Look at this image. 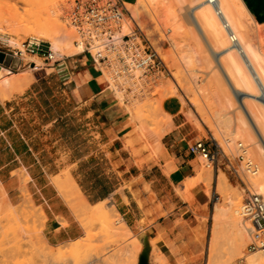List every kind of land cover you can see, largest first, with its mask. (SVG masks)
<instances>
[{"label": "crops", "instance_id": "1", "mask_svg": "<svg viewBox=\"0 0 264 264\" xmlns=\"http://www.w3.org/2000/svg\"><path fill=\"white\" fill-rule=\"evenodd\" d=\"M37 68L15 72L20 76L12 87L0 86V182L6 196L17 200L21 188L30 194L43 211L42 234L51 247L83 234L58 186L68 178L85 204L109 200L146 249L161 235L165 250L171 242L191 250L188 237L198 225L193 213L205 208L197 199L185 204L178 193L196 166L186 149L194 135L180 119V104L162 102L170 116L166 131L157 146L151 138L144 148L135 121L91 59ZM182 208L188 215L178 225L173 215ZM178 233L188 239L180 246Z\"/></svg>", "mask_w": 264, "mask_h": 264}, {"label": "bare ground", "instance_id": "2", "mask_svg": "<svg viewBox=\"0 0 264 264\" xmlns=\"http://www.w3.org/2000/svg\"><path fill=\"white\" fill-rule=\"evenodd\" d=\"M62 1L50 0L46 18L36 24V32L44 41L38 39L32 41V48L43 54L48 52L51 58H54L80 53L84 50L88 37L93 39L95 45L102 44L105 37L98 31L86 29L82 32L69 17H65ZM139 4L149 10L151 17L160 27H165V33H168L166 40L175 55L176 64L189 75L195 84L196 92L206 102L210 94L209 89L200 86L199 83L212 79L215 87L213 92L218 98L212 106L209 103L206 105L204 122L208 123L212 139L222 147V150L232 155L238 153L247 163H254L255 171L245 175V183L253 193L264 199V0H136L135 7ZM180 18L189 27L185 29L182 42L178 41L184 29ZM130 23L128 19H124L123 28L130 29ZM4 28L0 26V30ZM115 29L104 53L105 60L101 62L93 57L92 60L103 74L107 86L130 110L139 102L133 96L139 94L145 84H149L144 66L149 57L138 48L128 50L122 38L123 31L120 32V28ZM128 34L135 36L132 29L128 30ZM16 38L11 35L8 42L20 48L24 56L18 36ZM133 39L135 41V38ZM137 55L140 57L139 60L136 58ZM33 62L34 68L38 67L40 61L34 59ZM3 71L5 68L0 70L1 73ZM217 71L223 80L218 77ZM11 77L12 75L3 76L2 85H10ZM224 86L233 95L237 103L236 108L240 112L234 111V101L223 90ZM166 125L151 134L154 141H158L166 131ZM138 129L142 134L145 133L144 127L138 126ZM203 162V167L197 170L195 176L188 177L189 179L184 181L183 190L178 191L187 201L189 187L202 181L210 184L212 167L204 159ZM170 169L171 166L166 165L164 172L168 173ZM241 170L244 168L241 167ZM215 181L225 188L226 178L222 173L216 175ZM2 185L0 182L1 192L6 194ZM201 187L198 186V189ZM235 194L226 191L222 201L213 205L206 264H215L216 246L224 232H229L226 234L229 253L223 264H234V257L243 258L246 264L264 262V255L260 251L251 252L246 249L247 225L238 202H234ZM105 201L107 199L90 206L93 214L97 215L101 223L112 229L129 230L121 218H116L117 220L112 223L111 218L119 215L112 203L105 209L103 206ZM113 224L118 226L114 227ZM83 234L68 241L71 250L80 245V237ZM61 245L63 244L54 246ZM156 261L158 264H169L165 256L158 251ZM178 263L182 264L180 259Z\"/></svg>", "mask_w": 264, "mask_h": 264}, {"label": "rangeland", "instance_id": "3", "mask_svg": "<svg viewBox=\"0 0 264 264\" xmlns=\"http://www.w3.org/2000/svg\"><path fill=\"white\" fill-rule=\"evenodd\" d=\"M129 1H131V4L124 2V6L141 29V33L137 32L129 40L128 38H123V40L128 50L131 49L133 51L134 48H138L144 55L153 54V64L150 67H145V75L149 78V84H145L144 89L133 96L139 102L130 110L126 106L124 108L136 123L133 126V131L138 130L141 139L145 142L143 147L147 148L150 145L147 142L151 138L152 142L156 144L155 146L158 145L159 140L154 141L155 139L151 134L158 132L160 127L170 120V116L162 108V102L165 99H171L173 102L177 101L180 104V119L186 120L191 128V135H194V139L186 144V149L190 156L195 157V176L197 170L203 167L204 162L201 157L191 154L188 147L196 140L201 139L208 142L210 147L213 148L210 141L212 132L209 130L208 123L204 122L203 117H205L206 105L209 103L212 106L218 98L213 92L215 89L214 83L212 79H206L208 82L204 80L199 83L200 86L209 89L210 94H208V102H206L196 92L195 84L189 75L176 64L175 55L166 40L168 33H165V27H160L156 23L151 17L149 10L145 9V6L139 4L135 7L136 0ZM76 3L77 0L62 1L61 6L64 4L63 8H65L64 15L66 18H70L71 11ZM49 8L50 0H0V26L5 27L0 30V51L11 55L13 58H18L20 61L17 69H11L0 64V70L5 68L3 73L0 72V86L2 88L12 87L16 83L14 81L17 76L15 72L34 69V59L40 61L38 67L43 66L44 63L56 64H52L53 60H59L58 63H72L74 59L84 56L88 59H93L92 53L85 50L72 56L66 57L63 55L48 60L44 58L43 52L35 51L32 48V41L37 39L44 41L36 32V24L46 18ZM123 18L128 19L130 23L128 14H125ZM123 18L118 23L112 22L111 27L114 31L116 30L115 28L117 30L120 28V32L123 31L122 34H127L128 30L134 28V25L131 21L130 29L123 28ZM179 21L184 25V29L178 38V41L182 42L188 25L181 18ZM115 24L116 26H113ZM11 35L15 38L18 36L25 53L24 56H22L20 48L14 47L8 42ZM133 38H135V41H133ZM136 58L140 57L137 55ZM217 74L223 80L218 71ZM5 75H12L10 85H2L1 79ZM19 76L17 77L19 78ZM223 90L234 101V111L240 112L236 108L237 103L231 92H229L227 87ZM221 97L222 95H220V99ZM138 126L145 128L144 134L140 132ZM242 144L245 145L243 142ZM247 148H250V146H247ZM222 151L228 158L229 165L223 154L219 153L217 163L214 166L211 165L210 184L202 181L203 183L200 182L189 187L187 190L188 201L181 197L185 204L190 206L193 205V200L204 201V212L195 210L193 213L194 220L198 225L196 232L188 237V239L194 240L191 250L180 248L171 242L167 251L161 246L164 243L161 235L153 240L154 243L150 241L146 249L145 243H138L129 230L112 229L103 222L101 223L97 215L93 214L92 208L83 202L72 181L64 178L59 181L58 186L60 190L67 192L66 201L70 204L76 221L83 229L84 234L80 237V245L75 250L70 249L71 244L69 243L59 247L49 246L42 234L43 211L34 204L30 194L24 188H21L19 198L12 201L0 189V264H158L156 261L157 251L165 256L169 264H179V259L182 264H206L207 243L214 203L221 202L223 194L226 191H231L236 193L234 202H238V206L241 208L244 199L247 197L246 189L252 192L245 183V175L247 173L245 170H241V167L245 168L246 160L244 158L240 160L238 153L232 155L226 150ZM219 173L225 176V188L227 189L215 181V177ZM187 179L189 178L187 177ZM200 185L202 187L198 189ZM206 185L208 187H205ZM110 204L111 202L107 200L103 206L107 209ZM176 205L179 204L176 202ZM183 206L184 204L181 207ZM187 215L188 211L184 208L174 214L173 217L177 219L175 221L176 224H183V219ZM116 218L120 219V216L111 218L112 223L117 220ZM245 224L247 225L246 222ZM113 226L118 225L113 224ZM245 233L247 235V232ZM226 234H229V232H224L216 246L215 264H223L225 257L229 253ZM177 235L179 237L178 245H183L188 240L182 236V233ZM247 244L248 236L246 237ZM234 264H246V262L243 258L234 257Z\"/></svg>", "mask_w": 264, "mask_h": 264}, {"label": "built area", "instance_id": "4", "mask_svg": "<svg viewBox=\"0 0 264 264\" xmlns=\"http://www.w3.org/2000/svg\"><path fill=\"white\" fill-rule=\"evenodd\" d=\"M125 14L129 15L134 25L132 32L135 35L137 32L141 33V29L129 14L122 0H77L70 14L72 23L82 32L86 29L90 31L96 30L100 35H103L106 40H104L102 44L98 43L95 45L93 39L88 37L83 51L86 50L89 53L91 52L92 57L98 61L105 60L106 56L104 53L112 40V32H114L111 23H118ZM122 38H128L129 40L131 36L127 33L124 34ZM145 55L149 57V60L144 66L150 67V65L153 64V54ZM43 56L45 59L52 60L48 52L44 53ZM58 61L59 60H53L52 64H57ZM210 141L213 148L210 147L208 142L199 139L189 145V152L195 156L201 157L212 166L217 163L218 155L221 153L229 165L228 158L216 141L212 138ZM238 158L241 160L242 156L239 155ZM244 170L246 173H253L255 171V166L253 163L246 162ZM246 191L247 197L244 199L241 207L242 217L244 222L247 223L248 244L246 249L251 252L260 251L264 255V199L260 195L250 192L248 189H246Z\"/></svg>", "mask_w": 264, "mask_h": 264}, {"label": "water", "instance_id": "5", "mask_svg": "<svg viewBox=\"0 0 264 264\" xmlns=\"http://www.w3.org/2000/svg\"><path fill=\"white\" fill-rule=\"evenodd\" d=\"M19 62L18 58H13L11 55L0 51V63L9 65L12 69H16Z\"/></svg>", "mask_w": 264, "mask_h": 264}]
</instances>
